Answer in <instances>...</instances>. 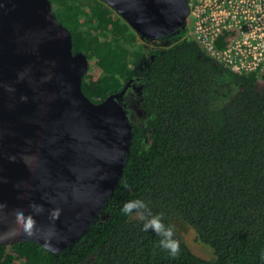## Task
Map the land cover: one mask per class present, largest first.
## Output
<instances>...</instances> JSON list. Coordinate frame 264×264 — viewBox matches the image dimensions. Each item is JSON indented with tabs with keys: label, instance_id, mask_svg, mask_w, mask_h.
Instances as JSON below:
<instances>
[{
	"label": "trees",
	"instance_id": "16d2710c",
	"mask_svg": "<svg viewBox=\"0 0 264 264\" xmlns=\"http://www.w3.org/2000/svg\"><path fill=\"white\" fill-rule=\"evenodd\" d=\"M50 2L73 53L87 56L81 87L92 102L141 77L137 94L119 101L132 126L130 152L99 219L78 241L59 253L30 241L0 245V264H264V70L232 71L186 27L151 49L100 0ZM236 36L224 31L217 47ZM222 89L233 94L216 107ZM136 199L165 225L180 217L213 258L194 253L175 228L180 255L170 257L160 237L121 212Z\"/></svg>",
	"mask_w": 264,
	"mask_h": 264
},
{
	"label": "water",
	"instance_id": "95a60500",
	"mask_svg": "<svg viewBox=\"0 0 264 264\" xmlns=\"http://www.w3.org/2000/svg\"><path fill=\"white\" fill-rule=\"evenodd\" d=\"M141 39L185 26L188 0H100ZM84 53L50 0H0V245L51 253L99 219L127 162L132 126L121 91H82Z\"/></svg>",
	"mask_w": 264,
	"mask_h": 264
},
{
	"label": "built area",
	"instance_id": "2783aa9c",
	"mask_svg": "<svg viewBox=\"0 0 264 264\" xmlns=\"http://www.w3.org/2000/svg\"><path fill=\"white\" fill-rule=\"evenodd\" d=\"M190 34L201 48L235 72L264 70V0H188ZM226 30L237 36L222 48Z\"/></svg>",
	"mask_w": 264,
	"mask_h": 264
},
{
	"label": "clouds",
	"instance_id": "9594fccd",
	"mask_svg": "<svg viewBox=\"0 0 264 264\" xmlns=\"http://www.w3.org/2000/svg\"><path fill=\"white\" fill-rule=\"evenodd\" d=\"M121 212L127 216L134 214L138 220L143 222V231H151L160 237L158 245L170 257L176 258L180 255V242L174 238V227L165 225L162 215L151 214L144 201L139 199L127 201L123 204Z\"/></svg>",
	"mask_w": 264,
	"mask_h": 264
},
{
	"label": "rangeland",
	"instance_id": "374dc122",
	"mask_svg": "<svg viewBox=\"0 0 264 264\" xmlns=\"http://www.w3.org/2000/svg\"><path fill=\"white\" fill-rule=\"evenodd\" d=\"M184 27L187 28L188 34H190L191 21L188 17L185 21ZM159 43L160 42H158V39H141L138 36V45H146L152 49ZM136 89L138 90V87ZM232 94V92L230 93L226 89L216 91L213 96V105L216 107L221 106L227 99H229ZM172 225L182 235V237L185 239V241L194 253L207 260H211L213 258V249L201 243L200 241H197L194 230L188 224H185V222L180 217L173 216Z\"/></svg>",
	"mask_w": 264,
	"mask_h": 264
},
{
	"label": "flooded vegetation",
	"instance_id": "af4514ba",
	"mask_svg": "<svg viewBox=\"0 0 264 264\" xmlns=\"http://www.w3.org/2000/svg\"><path fill=\"white\" fill-rule=\"evenodd\" d=\"M140 79H141V77H139V76L135 77L134 79H131L132 82H131L129 88L127 89L126 93L119 99V101L121 100V102L123 103V100L125 101L127 99V97L128 98H131L132 96H134L135 94H137L136 93L137 92V89L136 88L138 87L139 82L141 81Z\"/></svg>",
	"mask_w": 264,
	"mask_h": 264
}]
</instances>
